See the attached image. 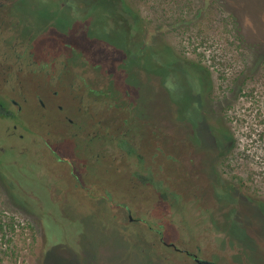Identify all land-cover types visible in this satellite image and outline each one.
Segmentation results:
<instances>
[{
	"label": "rangeland",
	"instance_id": "obj_1",
	"mask_svg": "<svg viewBox=\"0 0 264 264\" xmlns=\"http://www.w3.org/2000/svg\"><path fill=\"white\" fill-rule=\"evenodd\" d=\"M13 33L34 43L35 77L84 59L92 80L6 87L22 109L0 116V264H196L153 228L217 264H264V0H0V69ZM36 91L45 108L19 98ZM83 94L105 115L85 147L66 117ZM112 112L140 163L115 147Z\"/></svg>",
	"mask_w": 264,
	"mask_h": 264
},
{
	"label": "flooded vegetation",
	"instance_id": "obj_2",
	"mask_svg": "<svg viewBox=\"0 0 264 264\" xmlns=\"http://www.w3.org/2000/svg\"><path fill=\"white\" fill-rule=\"evenodd\" d=\"M4 4V2H2ZM82 6V5H81ZM132 10L130 9L129 13L131 16H129L133 21H131V25L133 28L132 22H135V26H137L138 30L140 33L145 32L147 30L144 26V22L141 21L140 15H135L132 14ZM123 24L125 26L130 27L128 20V16L124 17ZM6 20H3L1 24H4ZM18 23V22H16ZM143 23V26L141 25ZM11 33L10 31H8ZM81 35L84 34V32H79ZM139 33V32H138ZM136 33L135 37L138 39L140 38V35ZM131 37H134L132 35ZM143 37V36H142ZM2 39L5 40V48L8 50H11L10 55L14 56L16 63L14 65H7L6 67L3 65L1 72H4L5 74L0 76V116H10L11 114H18L21 109H22V104L19 100L15 99L12 96H9L8 90L6 87H14V86H22V82L26 83L27 85L34 84L36 86L45 84L46 86H51L54 82H56L57 86H68V87H79L80 88H85L86 86L91 85V80L89 79L86 74H85V66H84V59L82 64L80 65V68L78 70L72 69L70 65L64 64L63 68L60 70V73H58L56 76L51 75L49 77L45 78H39V76L35 77V74H33V71L35 69V64L37 63V60L35 59V52L33 50L34 48V43L31 41V38L29 37H21L20 33H13L12 39L13 42H11L12 46H6L7 45V37H1ZM41 38H47V37H41ZM18 45V46H17ZM141 46V47H140ZM138 45V47L141 49V51L147 52L148 47L146 48L144 45V42L141 41V45ZM6 52V51H5ZM146 54V53H145ZM56 58V57H55ZM53 60V57L52 59ZM48 65V63H45ZM86 64V63H85ZM34 67V68H31ZM76 70V72H75ZM23 73V74H22ZM30 73L31 76L27 79L26 75ZM25 78V79H23ZM58 90L54 91V97L56 98L58 96ZM93 97V96H90ZM19 98H21L25 102H32V101H38L39 105L41 108H45L47 106V102L38 94V92H35V95H30L27 96L25 94L19 95ZM5 100H8L10 104L16 106V111H12L7 106L5 105ZM91 102L93 101L91 98L89 99V96L86 97L84 94L81 95L80 97V114L81 117L79 120L75 122V120L69 116H66L68 118V121L70 122L71 125H74V123L77 124V128L74 129L71 133L69 132V135L71 136H79L82 138V140L85 141V145H89V143L92 142L93 139L96 138L99 132V126L102 123V119L105 116L104 114L100 113L99 109L100 104L97 103V108L96 110H92ZM113 103V108H118L119 106L117 105V102H112ZM58 108L60 110L63 109V105L59 104ZM68 114V113H65ZM101 114V115H100ZM112 122L111 125H114L115 130H116V136L113 137V139L116 141L115 142V147L117 149H120L124 151L125 155L130 156V157H136L138 160V163H140L143 159V154H140V151H143L145 149V143L144 142H138L136 144H129L128 142V128H124L129 122L130 119L126 116L124 117L123 114H117L116 112H112ZM99 116V118H97ZM135 123V122H134ZM133 123V124H134ZM131 125V124H130ZM122 129V131H121ZM137 130V129H136ZM120 131V132H119ZM136 132V131H135ZM141 134V132H140ZM134 135H137L136 133H132L131 137L134 139ZM142 135V134H141ZM23 135L21 134L20 137ZM142 140V137L141 139ZM35 143L39 144V146L42 147H47L48 150H50V154L46 152V149H44L45 153L48 154V156L51 158L52 156L56 154V148L53 147L52 144L49 143L47 137H42L41 139L39 136L36 138ZM4 147L0 146V151H4ZM49 158V159H50ZM59 161H65L66 159L64 157L58 156ZM49 159H47L49 161ZM46 162L48 163V161ZM51 160V159H50ZM52 161V160H51ZM72 164V163H71ZM71 173L74 174V171L71 170ZM76 180L78 183L82 182V179L79 175L74 174ZM132 177L135 178H140L141 180H138L140 183H149L153 182L154 177L151 176L147 171H144L143 168L137 169L134 173H132ZM93 182H96V180L93 179ZM125 210L127 212L128 220L131 222H137V221H142L146 222L144 218L136 217L133 216L132 210L129 205L125 206ZM147 223V222H146ZM162 227V224L161 226ZM156 232V234L159 235V241L169 247L174 248L178 252H181L185 255V259H191L194 261L196 264H201L198 262V258L201 259H211L209 256L205 254L200 255V250L201 246L197 244L194 249H190L187 246H177V244L173 241H167L164 239V232L161 228H153ZM155 244V242H154ZM213 260V259H211ZM214 261V260H213ZM217 264V263H216Z\"/></svg>",
	"mask_w": 264,
	"mask_h": 264
},
{
	"label": "water",
	"instance_id": "obj_3",
	"mask_svg": "<svg viewBox=\"0 0 264 264\" xmlns=\"http://www.w3.org/2000/svg\"><path fill=\"white\" fill-rule=\"evenodd\" d=\"M197 260L201 264H216V262L213 261V260H211V259H201V258H198Z\"/></svg>",
	"mask_w": 264,
	"mask_h": 264
}]
</instances>
